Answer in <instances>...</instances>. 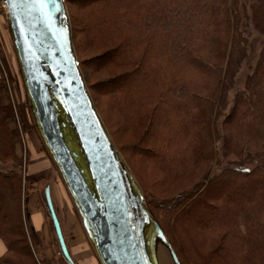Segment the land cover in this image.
<instances>
[{"label": "trees", "instance_id": "16d2710c", "mask_svg": "<svg viewBox=\"0 0 264 264\" xmlns=\"http://www.w3.org/2000/svg\"><path fill=\"white\" fill-rule=\"evenodd\" d=\"M66 1L99 112L181 263L264 264V43L238 80L264 0ZM0 89V264H54L26 209L27 104L2 72Z\"/></svg>", "mask_w": 264, "mask_h": 264}, {"label": "water", "instance_id": "95a60500", "mask_svg": "<svg viewBox=\"0 0 264 264\" xmlns=\"http://www.w3.org/2000/svg\"><path fill=\"white\" fill-rule=\"evenodd\" d=\"M12 2L0 0L30 119L98 263L182 264L88 87L67 1ZM43 199L61 257L76 264L50 185Z\"/></svg>", "mask_w": 264, "mask_h": 264}, {"label": "rangeland", "instance_id": "374dc122", "mask_svg": "<svg viewBox=\"0 0 264 264\" xmlns=\"http://www.w3.org/2000/svg\"><path fill=\"white\" fill-rule=\"evenodd\" d=\"M0 10L2 12L4 22L8 26L5 11L1 3H0ZM263 43H264V37L253 32L250 37L251 50L249 54V60L246 63H244L239 73L238 80H240V88H243L245 85V77L253 73L255 60L256 57L259 55ZM0 71L3 73L4 79L8 83L9 90L11 89V92L13 93L14 102L16 103L20 101L21 104L23 103L27 104L26 94L22 85L19 65L16 59L15 52L13 50L11 36L9 35L6 42H4V37L3 35H1ZM95 79H97V76L95 77ZM0 94L2 97V103H6L7 96L4 90L1 91L0 89ZM27 109H28V105H27ZM28 119H29V123L31 124V126L29 127L23 125L18 113V121L23 134L21 138L23 139V142L21 143L22 146L21 144L18 145V155L23 160L22 161L23 170H24L23 173L29 175L30 180L33 181L32 184L28 185V195L25 196L26 209L29 214L30 226H35L39 224L42 225L43 222L42 219L39 218L38 216H33L31 218L30 213H36L39 211L40 213H42L43 211L46 216L45 220L47 222L46 224L47 226L43 231L40 232V234L45 244L44 248L46 249V255L47 256H49V254L50 256L53 255L50 258L52 259L54 264H67L60 255L59 247L57 245L51 220L47 214L44 204V199H43L44 191L49 185L52 188V195L56 205L57 212L59 214L61 222L63 221L62 224L63 230L66 237V241L70 249L73 248V250L75 251V249L79 248V246H82L84 244L87 248L89 247V249L91 250L90 252L93 253V251L80 226V223L76 216L75 209L70 201L68 193L62 181L60 180L57 172L55 171L54 167L49 161L35 133L34 127L30 119V115ZM5 248H6L5 244L2 241H0V254H3L6 251ZM81 257H84V255H82L81 253L77 254L76 259H79Z\"/></svg>", "mask_w": 264, "mask_h": 264}, {"label": "crops", "instance_id": "0c3cea01", "mask_svg": "<svg viewBox=\"0 0 264 264\" xmlns=\"http://www.w3.org/2000/svg\"><path fill=\"white\" fill-rule=\"evenodd\" d=\"M1 35H3V37H4V42H6V40L8 38V35L10 36V33H9L8 26L4 22V19H3V16H2V12L0 10V39H1ZM30 216H31V218L33 216H38L43 221L42 225L39 224V225L32 226L36 231H40L41 232V231H43L46 228V226H47L46 225L47 222L45 220L46 216H45V213L43 211H42V213H40V211L36 212V213H30ZM72 250H73V248H72ZM90 251L91 250L89 249V247L87 248L84 244L82 246H79V248L75 249V253L73 251L74 254H80L81 253L82 255H84V257H81L79 259H75L76 263L77 264H99L98 261H96L97 259L94 256V254L92 252H90ZM3 254H0V256L3 255ZM75 258H77V255H75Z\"/></svg>", "mask_w": 264, "mask_h": 264}, {"label": "built area", "instance_id": "2783aa9c", "mask_svg": "<svg viewBox=\"0 0 264 264\" xmlns=\"http://www.w3.org/2000/svg\"><path fill=\"white\" fill-rule=\"evenodd\" d=\"M9 93L11 94V99H12V101H13V104H14V100H13V93L11 92V89L9 90ZM15 106V105H14ZM17 118H18V116H17ZM19 129H20V132H21V138H22V130H21V127H20V125H19ZM22 140V142H23V139H21Z\"/></svg>", "mask_w": 264, "mask_h": 264}, {"label": "flooded vegetation", "instance_id": "af4514ba", "mask_svg": "<svg viewBox=\"0 0 264 264\" xmlns=\"http://www.w3.org/2000/svg\"><path fill=\"white\" fill-rule=\"evenodd\" d=\"M58 215H59V214H58ZM59 218H60V217H59ZM60 220H61V219H60ZM62 224H63V221H62ZM67 244H68V243H67ZM68 248H69V250H70V252H71L72 257L75 258L74 256L77 255V254H74L75 251L72 250V248L70 249L69 245H68ZM73 251H74V253H73ZM75 259H76V258H75ZM75 259H74V261H75ZM75 263H76V261H75ZM76 264H77V263H76Z\"/></svg>", "mask_w": 264, "mask_h": 264}, {"label": "snow or ice", "instance_id": "6c2138e0", "mask_svg": "<svg viewBox=\"0 0 264 264\" xmlns=\"http://www.w3.org/2000/svg\"><path fill=\"white\" fill-rule=\"evenodd\" d=\"M9 2L11 3V6H12L13 8L16 7L15 3H13L12 0H9ZM41 6H43V3H41Z\"/></svg>", "mask_w": 264, "mask_h": 264}]
</instances>
